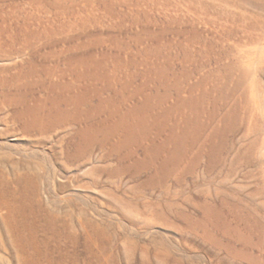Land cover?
Listing matches in <instances>:
<instances>
[{
    "label": "rangeland",
    "instance_id": "rangeland-1",
    "mask_svg": "<svg viewBox=\"0 0 264 264\" xmlns=\"http://www.w3.org/2000/svg\"><path fill=\"white\" fill-rule=\"evenodd\" d=\"M0 264H264V0H0Z\"/></svg>",
    "mask_w": 264,
    "mask_h": 264
},
{
    "label": "bare ground",
    "instance_id": "bare-ground-1",
    "mask_svg": "<svg viewBox=\"0 0 264 264\" xmlns=\"http://www.w3.org/2000/svg\"><path fill=\"white\" fill-rule=\"evenodd\" d=\"M28 123L35 124V125L36 124L39 125L40 124V121H39V119L37 117H35L34 119H32ZM134 125H135L134 123H126V124L123 123L122 124L121 122H113V123H111L109 125L108 129L106 128V130H107V132H110V130L113 131V132L121 131V129H120V128H122L121 126H124V128H123L124 135L126 137H128V136L132 135V128H134ZM84 136L86 137L87 134H84Z\"/></svg>",
    "mask_w": 264,
    "mask_h": 264
}]
</instances>
